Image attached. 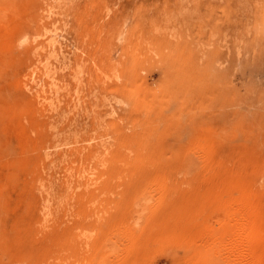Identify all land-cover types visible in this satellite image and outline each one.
<instances>
[{"label": "rangeland", "instance_id": "1", "mask_svg": "<svg viewBox=\"0 0 264 264\" xmlns=\"http://www.w3.org/2000/svg\"><path fill=\"white\" fill-rule=\"evenodd\" d=\"M0 264H264V0H0Z\"/></svg>", "mask_w": 264, "mask_h": 264}, {"label": "bare ground", "instance_id": "2", "mask_svg": "<svg viewBox=\"0 0 264 264\" xmlns=\"http://www.w3.org/2000/svg\"><path fill=\"white\" fill-rule=\"evenodd\" d=\"M204 118V117H203ZM258 118V117H257ZM263 118V117H262ZM183 119V118H182ZM177 128V127H176ZM141 150V149H140ZM169 155V154H168ZM5 157V156H4ZM135 159V158H134ZM183 161V160H182ZM128 162V161H127ZM122 166V165H121ZM127 167V166H126ZM181 168V167H180ZM134 173V172H133ZM112 175V174H111ZM123 176V175H122ZM103 178V177H102ZM108 178V177H107ZM114 178H116V177H114ZM106 179V178H105ZM107 181V183H108V180H106ZM112 182H113V180H112ZM94 183V182H93ZM100 184V183H99ZM93 185V184H92ZM116 185V184H115ZM145 185V184H144ZM95 188V187H94ZM119 192V191H118ZM136 195H138V194H136ZM89 199V198H88ZM79 200V199H78ZM90 200V199H89ZM101 205V204H100ZM122 207V206H121ZM100 210V209H99ZM97 214H99V213H97ZM100 219V218H99ZM117 219V218H116ZM68 222V221H67ZM209 239V238H208ZM205 240V239H204ZM241 240V241H240ZM239 243H241L240 245L242 246V249H247L248 248V244H249V236H247V235H244V238H241V239H239ZM245 255V254H244Z\"/></svg>", "mask_w": 264, "mask_h": 264}]
</instances>
